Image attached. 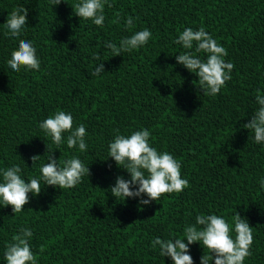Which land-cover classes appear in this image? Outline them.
Returning a JSON list of instances; mask_svg holds the SVG:
<instances>
[{
  "label": "trees",
  "instance_id": "trees-1",
  "mask_svg": "<svg viewBox=\"0 0 264 264\" xmlns=\"http://www.w3.org/2000/svg\"><path fill=\"white\" fill-rule=\"evenodd\" d=\"M66 2L0 0V169L19 164L22 177L39 178L54 150L58 162L76 156L92 175L75 188L29 193L22 213L0 206V264L21 227L33 231L38 264H173L158 246L152 249L153 239L183 238L185 226L201 214L231 224L236 211L253 230L252 255L244 264H264V144L243 128L259 107L256 90L264 96V0H109L102 28L75 15L72 5L79 0ZM21 6L28 9V25L13 38L6 20ZM128 16L133 29L125 27ZM201 26L234 64L231 80L214 97L204 95L198 76L175 59L186 51L175 43L179 34ZM144 28L152 38L139 49L112 56L103 46L119 45ZM20 39L36 47L39 71L8 66ZM96 53L100 60L93 59ZM101 62L105 72L92 76ZM57 111L71 113L74 127L85 126L87 151L66 142L56 149L45 137L39 123ZM143 128L151 132V146L181 162L189 187L141 206L139 198L111 194L116 177L130 174L108 156L115 135ZM36 154L41 156L32 165ZM208 251L199 242L189 245L194 264Z\"/></svg>",
  "mask_w": 264,
  "mask_h": 264
},
{
  "label": "clouds",
  "instance_id": "clouds-1",
  "mask_svg": "<svg viewBox=\"0 0 264 264\" xmlns=\"http://www.w3.org/2000/svg\"><path fill=\"white\" fill-rule=\"evenodd\" d=\"M61 2L62 0H50L52 6ZM63 2L67 3L66 0ZM105 5L109 8L113 6L109 0H79L72 8L80 21L91 20L102 28ZM116 22L119 23V19ZM124 24L126 28L133 29L134 17L128 16ZM27 25L28 9L22 6L15 8L6 20L8 34L13 38L20 37ZM151 38L152 32L144 28L122 38L119 45L105 41L103 46L111 50L112 56H119L143 47ZM175 43L181 44L186 50L176 55V62L198 76L199 89L203 94L213 97L220 94L221 88L226 87V82L231 80L234 68L232 62L224 59L228 55L226 48L218 44L203 26L195 31L191 27L185 28ZM36 52L33 42L20 39L18 48L12 51L7 64L14 72H20L22 68L39 71L41 61ZM200 53L206 54V60L201 59ZM93 59L100 60L99 53L94 54ZM102 72H105L103 62L94 68L91 75L99 76ZM256 92L255 102L259 107L254 110L251 119L243 124V128L254 132L255 143L264 144V96L260 94V89ZM73 125L72 114L64 111H57L39 123L45 137H51L56 149H60L66 142L69 149L78 146L81 152L87 151L85 137L88 133L85 126L82 123L76 127ZM150 136L151 132L143 128L133 131L129 136L118 133L109 143L108 157L130 174V179L118 175L115 184L110 186L109 190L116 200L139 198L140 205L144 206L159 200L163 194L180 193L189 187V181L181 177V162L171 153L159 152L151 146ZM40 156H31L32 165H35ZM47 161L40 167L39 178L22 177L23 169L19 164L0 169V206L10 205L14 215L22 213L24 206L29 203V193L39 196L44 186L60 190L75 188L83 182L84 177L90 179L92 175L89 166H85L76 156L58 162L54 157V150H51ZM259 183L264 188V178ZM233 231L236 233L235 239L231 235ZM32 237L33 231L26 227H21L13 234L3 253L6 264H38V254L32 251ZM253 239L252 226L246 217L236 211L231 224L216 214L197 215L195 224L185 226L183 238L156 237L151 241V247L155 250L158 246L159 255L163 258L170 257L173 264H194L193 257L189 254V245L199 242L203 249L209 250L200 257L201 264H212L213 261L214 264H244L245 259L252 255Z\"/></svg>",
  "mask_w": 264,
  "mask_h": 264
}]
</instances>
